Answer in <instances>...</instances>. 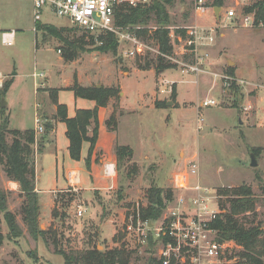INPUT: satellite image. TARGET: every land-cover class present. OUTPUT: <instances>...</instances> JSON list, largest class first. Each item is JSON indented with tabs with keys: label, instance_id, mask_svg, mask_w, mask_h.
<instances>
[{
	"label": "rangeland",
	"instance_id": "374dc122",
	"mask_svg": "<svg viewBox=\"0 0 264 264\" xmlns=\"http://www.w3.org/2000/svg\"><path fill=\"white\" fill-rule=\"evenodd\" d=\"M235 1L221 0L220 9L214 12L213 7H218L214 0H207L203 6L208 9L199 10H196V0H172L171 4L166 5V28L170 31L172 46L171 53L166 55L159 51L154 41H144L138 35V31L157 28L153 20L147 25L124 26L143 43L144 47L139 48L141 50L133 48L130 42L119 40L115 53L101 52L97 49L101 45L98 36L91 37L71 25L69 19L47 10L43 12L40 22H34L32 0H0V89L5 80H11L3 97L6 101L3 107L8 117L9 129L34 130L37 114L42 116L41 119L50 121V94L56 89L53 87L64 86L71 81L74 83L79 79L84 81L81 86L86 87L91 76L89 86L118 88V96L121 90L124 91L122 105L136 110L129 118L130 123L138 127V132L141 131L144 139H149L154 145L153 152L143 150L130 160H117L114 148L116 144H120L115 138L112 144L116 173L114 187L101 191H72L69 187H82L89 180L86 160L85 168L82 165L65 164L59 154L64 146L58 128L54 134L49 132L45 135V141L54 147L45 150L42 187H48L44 181L52 183L55 180V168L59 173L57 183H67L66 188L52 193L54 203L48 220L42 217L41 212L44 210L39 209L38 224L41 229L48 230L47 243L41 238L34 240L28 234L22 219L25 197L19 184L16 189L13 184L7 183L11 180L6 177L0 165V187L7 192V208L14 214L22 230L21 236L8 237V227L0 214V227L4 236L0 246V264H64L63 257L55 252L53 238L58 245L56 248L66 251L84 250L95 244L99 249H112L122 245L134 252L132 264L144 262L149 255L158 259L161 242L158 241L154 248L148 240L146 244L136 246L132 236H126L123 231V222L126 216L133 213L139 214L140 219H143L140 210L148 205L147 192L152 185L163 188L165 208V200H170L172 206L181 194L187 199L190 193L173 188L172 180L175 171L186 170L190 160L197 161L198 177L189 176L188 184L192 185L199 179L201 185L210 188L222 210L220 214L225 210L220 202L227 207L229 197L218 196V190L248 186L255 199V209L253 212L240 214L239 220L246 225L253 222L254 225L264 226V22L251 28L244 27L239 19H224L222 8L235 6ZM256 1L258 0H247L248 6ZM239 8H236L238 14L241 12ZM39 23L64 30L62 35L68 41L81 40L79 49L71 48L63 40L37 29ZM11 30L14 31L13 43L3 45L1 33ZM177 30H185L184 36L176 33ZM188 36H193L195 40L198 37L194 51L187 49L191 46L188 44ZM210 36L212 41L208 40ZM131 50H134L133 55L129 54ZM139 51L142 54L138 57ZM65 53H74L76 57L66 61L63 58ZM197 56L203 57V62L199 65L201 71L182 72L197 61ZM158 57L169 62L172 67L157 71ZM145 60H150L151 67L139 69L138 63L144 64ZM229 61L232 64H228ZM73 62L79 64L73 65ZM35 70L37 73L42 71L47 77V84L51 86L38 85V97L35 95L36 87L32 76ZM222 75L243 79L254 85H240L236 81H230V85L225 87ZM42 79L38 77L35 81L39 83ZM152 92L157 98H163L165 105L161 104L163 107L157 110L138 107L142 105L138 101L139 94L144 93L147 102L148 95ZM206 99H213L214 104L202 106L201 102ZM60 100L70 109L78 103L70 89L60 91ZM38 101L39 105L36 104ZM168 101H172V104L167 105ZM86 103L92 104L90 99ZM109 103L112 113L115 112L117 116L120 111L118 99L112 97ZM248 104L252 109L244 111L242 107ZM115 129L116 125L112 130L108 128L109 131ZM128 129L125 133L135 137V128ZM43 134H39L37 138L34 136V159L39 138ZM11 138L7 134L8 142ZM254 149L256 154L253 153ZM251 154H254L257 164L255 167L250 164ZM129 169H134L135 172L131 177L127 176ZM169 190L170 196L166 194ZM120 192L123 197L121 199ZM79 204L87 208L81 216L76 214ZM53 209L55 215H52ZM165 214L166 210L153 223V227L162 225ZM151 232L155 235L156 231L152 229ZM212 236L215 237V234ZM232 245L234 248L227 251V258L235 260L234 264H240L243 259L239 253L243 251V247L236 242ZM151 247L155 252L148 251Z\"/></svg>",
	"mask_w": 264,
	"mask_h": 264
},
{
	"label": "trees",
	"instance_id": "16d2710c",
	"mask_svg": "<svg viewBox=\"0 0 264 264\" xmlns=\"http://www.w3.org/2000/svg\"><path fill=\"white\" fill-rule=\"evenodd\" d=\"M172 0H150L146 4L131 6H121L115 11V23L118 26L127 25H147L149 21L157 24L154 30L138 31V35L144 41H154L159 51L163 54H170L172 50L170 31L166 28L168 23V15L166 5L171 4ZM216 6L221 5V0H214ZM245 12H254L255 23L264 22V0H258L254 4L244 7ZM37 29H42L44 33L63 40L71 48L79 49L81 40L68 41L62 35V31L57 30L54 26L40 23L37 24ZM176 33L184 36L185 30H177ZM91 36V35H90ZM93 37V36H91ZM98 41L101 42L97 49L101 52L115 53L119 39L114 34L98 35ZM140 54L138 55V57ZM76 57L74 53H65L63 58L66 61L73 60ZM139 69L146 70L151 67L150 60H145L144 64L138 63ZM172 65L163 58L158 57L156 62V70L164 71L171 68ZM11 80L7 79L0 89V99L7 92ZM75 97L90 99L95 102V106L91 109H77L73 117H68L67 107L58 102V89H53L50 94L52 105L56 106L55 113L49 118L64 122L66 126L65 135L68 139V153L72 160H79L81 156V147L84 142L89 143L88 155L86 157V165L89 166L90 155L98 138V108L106 106L109 100L119 98L118 88L114 87H96V86H81L75 80L73 85L69 87ZM165 105L164 101L155 102V107L160 108ZM49 123V122H48ZM116 125L115 112L110 114L106 120V126L109 129H114ZM53 127L45 126L44 134L39 138L37 144V153L42 152L45 135L51 132ZM7 134L12 136L10 142L7 141ZM34 130H16L8 128V117L5 114V108L0 107V165L2 166L6 177L15 181L20 186V191L25 197V202L22 206V219L26 226L27 232L34 240L41 238L47 243L48 230H43L39 227V202L38 194L35 191V172H34ZM114 152L117 160H130L133 151L129 146L115 145ZM253 153L256 154L255 149ZM135 173L134 169H129L127 176L131 177ZM163 188L159 186H151L147 192L148 205L140 210V216L154 223L158 220L164 210ZM171 195L170 190L166 192ZM218 196L229 197V205L220 202L222 209H225L222 214L208 223L209 228L216 232V239L219 241L233 240L243 247V251L239 253L243 261L240 264H264V226L261 224L254 225L249 222L239 220V215L246 212H253L255 209V199L251 193V188L248 186H239L234 188H225L218 190ZM123 198L121 192L119 199ZM0 214L8 227V237H19L22 235V230L18 226L16 218L7 208V192L0 187ZM55 209L52 210V215H55ZM264 220V212H263ZM1 222V221H0ZM3 233L0 227V246L3 242ZM115 241L116 237H114ZM149 244L153 247L158 241L166 243L169 237L161 233L158 238L154 239L150 233L147 238ZM53 246L55 252L63 257L64 264H132V250L124 248L122 245L112 249H99L95 244L91 248L84 250H63L56 248L57 242L53 238ZM150 248L148 251L155 252V249ZM153 254V253H152ZM162 260L153 258L149 255L144 262H136L133 264H161ZM169 264H179L172 257Z\"/></svg>",
	"mask_w": 264,
	"mask_h": 264
},
{
	"label": "built area",
	"instance_id": "2783aa9c",
	"mask_svg": "<svg viewBox=\"0 0 264 264\" xmlns=\"http://www.w3.org/2000/svg\"><path fill=\"white\" fill-rule=\"evenodd\" d=\"M150 0H32L33 20L40 22L43 12L49 10L51 13L59 17L69 19L70 24L82 30L86 34L98 36L105 34H114L119 40L127 41L133 44V48L138 49L144 47L143 43L133 34L128 27L118 26L115 23V11L121 6L135 7L148 3ZM207 0H196L199 9H208L205 6ZM235 6L222 8L223 17L226 20L241 21L244 27L259 26L262 22L255 23L254 12H245L244 7L248 6L247 0H236ZM241 9L238 14L236 8ZM35 30V28H34ZM192 33V32H191ZM171 35V34H170ZM188 44L191 45L187 49L194 51L197 38L188 36ZM212 37L208 40L212 41ZM14 40V31H5L1 33V43L3 45H11ZM146 43V42H145ZM205 44V43H204ZM141 50V49H139ZM196 51V48H195ZM134 54V50L129 52ZM142 54V51H139ZM207 56V54H204ZM203 62V57L197 56V61L190 64L187 69L182 72L198 73L201 71L199 65ZM42 74L33 73V76H41ZM218 76V75H216ZM225 87L230 85V81L243 85L253 84L243 79L237 80L227 75L221 76ZM2 85V74L0 73V86ZM254 85V84H253ZM255 87L257 85L255 84ZM214 104L213 99H206L201 102L202 106H210ZM244 111H250V104L242 107ZM34 136L37 138L39 134L44 133L45 124L38 116H35ZM186 170H176L172 180V187L175 189H183L189 192V197L179 195L174 205L170 206V200H165L166 214L162 219L160 227H153V223L147 219H140L139 214H130L125 217L123 222V231L126 236H132L137 245L146 244L147 237L154 229V239L158 238L161 233L169 237L166 243L161 242L158 252V259L161 264H169L173 257L179 264H234L233 260L227 258V251H232L234 246L233 240L219 241L216 239V232L209 228L208 223L215 219L221 209L216 202V196L212 194L210 188L201 185L197 180L194 184H188V177L191 175L198 177L197 161L190 160ZM105 175L113 176L115 169L114 164H106L104 166ZM72 191H77V186L69 187ZM76 214L83 215L87 210L85 206L79 204ZM215 234V237L212 236ZM235 243V242H234Z\"/></svg>",
	"mask_w": 264,
	"mask_h": 264
},
{
	"label": "crops",
	"instance_id": "0c3cea01",
	"mask_svg": "<svg viewBox=\"0 0 264 264\" xmlns=\"http://www.w3.org/2000/svg\"><path fill=\"white\" fill-rule=\"evenodd\" d=\"M213 10L215 12V8L213 7ZM62 62L64 63V65L67 63L63 60V58L61 57ZM74 63V62H73ZM77 63V62H76ZM74 63L73 65H77L79 63ZM68 67V66H67ZM35 73L36 70L34 71ZM33 72V73H34ZM94 72V71H93ZM32 73V76H33ZM40 74H42L41 76H36L34 78V84H35V95L36 97H38V91L36 90L37 87L40 86H48L51 87L47 84V77L44 75V73L38 72ZM37 73V74H38ZM86 74V72H85ZM235 74H236V70H235ZM257 74V72H256ZM255 74V76H256ZM43 78L39 83L37 81H35L36 78ZM91 76L90 78L87 80V76H86V80L88 81V84H85L86 86L90 85L91 82ZM85 80V81H86ZM78 84L82 85L83 84V80L79 79L77 80ZM73 84V81L68 82L67 84H65L64 86H60V87H53L58 89V93H57V99L58 102L61 103L60 100V91H68L69 86H71ZM71 91V90H70ZM72 92V91H71ZM73 93V92H72ZM144 93H140L138 96V101L139 103H141V106L138 107H147L151 110H157L158 108L155 107V102H161L163 100V98H157L156 94L154 92H152L150 95H148V101L146 102V99L144 98ZM125 96L124 91L121 90V92L119 93V98H118V104H119V113L116 116V129L113 131H109L108 127L106 126V120L108 119V117L110 116V114L112 113L113 109L112 106H110V103L108 102V104L106 106H102L98 108V122H99V128H98V138L96 141V144L93 148V151L90 155V163L88 168L86 169L87 173L89 174V180L86 181V184L83 182L82 187H78L79 190L85 192L88 190H106V189H111L112 187H114L115 180V172L113 174V176H108L105 175L104 172V166L106 164H113V153H112V144H113V140L115 138L118 139V143L120 145H125V146H129L132 151H133V157H135L136 155H138L139 153L141 154V151L143 150H150V151H154V145L150 142V140L148 139L147 141L144 139V137L140 134V132H138V130H140L138 127H134L132 123H130V116L131 114L135 113L136 110L135 108H131V107H124L122 105L123 103V98ZM178 96V93L176 95V97ZM75 97V96H74ZM77 105L73 107V109H70L69 107L67 108V115L68 117H73L75 115V112L77 109H91L95 106V102L93 100H91L92 104H87L86 101L87 99L81 98V97H75ZM178 100V99H177ZM75 102V103H76ZM39 101L36 103L39 105ZM62 104V103H61ZM56 110V106L52 105V111H51V116L55 113ZM35 115V113H34ZM39 116V115H38ZM42 118V116L40 117ZM43 120L44 124L48 123L51 124V127H53L51 134H54V132L56 131V129L58 128L59 133L62 134V145L64 146L62 148V151H60L59 154L62 155V158L65 162V164H73V165H82V167H84V163L86 160V157L88 155V148H89V143L84 142L82 144L81 147V157L79 159V161L76 160H72L69 156L68 153V139L65 135V131H66V126L64 124V122L61 121H56V120H50L47 121L46 119H41ZM35 121V119H34ZM128 123V124H127ZM135 128L134 130H136V134L135 133V137H133V135H127L125 132L128 131V128ZM128 137H130L131 139H128ZM133 142V143H132ZM54 146L53 144H50L48 141H45L43 143V150L41 153H37L35 159H34V172H35V191L38 194V198H39V202H40V209H43L44 211L41 212L42 217L47 218V220L50 218V214H51V208L53 207V195L52 193L56 192V191H61L64 188H66L67 183L65 182H59L57 183V178H59V173L57 172V169L55 168V173H54V177L55 180L52 183L49 182H45L44 183L46 185H48V187H42L43 186V179L41 177V174L43 173L42 170L44 169V164H43V160H44V154H45V150L46 148L48 149H52ZM57 149L55 148V156L57 157ZM56 163H57V159H56ZM62 166H60L61 168ZM85 168V167H84ZM7 183L9 184H13L14 187H16V189L18 188V183L14 182V181H7ZM63 183V185H62ZM41 218V215L40 217ZM51 220V219H50Z\"/></svg>",
	"mask_w": 264,
	"mask_h": 264
},
{
	"label": "water",
	"instance_id": "95a60500",
	"mask_svg": "<svg viewBox=\"0 0 264 264\" xmlns=\"http://www.w3.org/2000/svg\"><path fill=\"white\" fill-rule=\"evenodd\" d=\"M216 9H220V8L219 7L215 8V12H216ZM228 64H232V62L229 61ZM97 87H99V85ZM5 104H6V101L4 100V98H1V100H0V107H3ZM166 104L167 105H171L172 104V101H168ZM45 126L50 127L51 124L45 123ZM250 164H251L252 167H255L257 165L256 164V161H255V158H254V154H251V162H250Z\"/></svg>",
	"mask_w": 264,
	"mask_h": 264
}]
</instances>
